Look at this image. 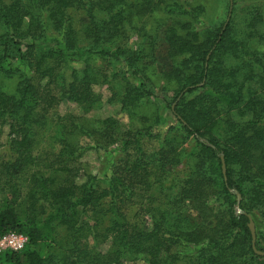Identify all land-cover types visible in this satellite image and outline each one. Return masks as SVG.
I'll return each instance as SVG.
<instances>
[{"label":"trees","instance_id":"trees-1","mask_svg":"<svg viewBox=\"0 0 264 264\" xmlns=\"http://www.w3.org/2000/svg\"><path fill=\"white\" fill-rule=\"evenodd\" d=\"M226 1V19L200 32L190 18L203 8L177 1L0 0V74L15 81L12 91L0 84L11 152L0 161V236L28 237L0 264H264L249 228L251 217L264 251V50L254 45L264 44L256 29L264 18L253 7L243 28L237 1ZM159 8L175 15L162 40L173 60L164 109L137 127L107 117L102 140L82 144V119L105 102L134 117L153 96L144 64L157 34L143 19ZM132 30L142 37L136 47ZM75 62L82 69L68 73ZM96 85L108 86L106 101ZM64 103L80 114H62ZM167 110L174 122L162 131ZM96 142L122 152L102 187L81 174ZM188 203L196 219L184 213Z\"/></svg>","mask_w":264,"mask_h":264},{"label":"rangeland","instance_id":"rangeland-1","mask_svg":"<svg viewBox=\"0 0 264 264\" xmlns=\"http://www.w3.org/2000/svg\"><path fill=\"white\" fill-rule=\"evenodd\" d=\"M168 4H173L174 1H177L180 7L183 9H194L195 7L201 6L203 11L199 14V18L194 19L190 18L193 22L195 29L202 32L207 27H210L215 24H220L226 19V10H227V1L226 0H167ZM237 1V9H236V22L245 28L246 19L249 16L252 8H257L263 15L264 18V0H236ZM197 11V10H196ZM75 23L78 27L82 25L85 21V17L82 12L75 11L73 13ZM175 15L167 14L163 8H159L152 16L143 19V23L148 26V33L157 34L154 40V48L155 52L150 54L146 58V67H148L147 75L150 78V87L153 90V96L144 101L139 107H137L134 111L136 112L134 117H129L128 114L123 112L120 109L119 104H110L104 103L99 109L92 111L87 115V119H82V124L89 129V134L80 136L79 141L84 145H95V141L100 140L101 135L96 132L99 129V122L104 120L107 117H114L117 119L122 125H130V127L140 126V117L142 115L151 116L156 113H161L164 109L167 99L172 94L173 85L167 84L165 75L169 73L173 60L169 57L170 51L167 50L163 40L164 32L167 27L174 23ZM186 18V17H182ZM228 19V18H227ZM136 25L140 26L141 22L138 20L134 21ZM258 32L264 31V22L262 24H258L256 27ZM3 31L2 26L0 25V33ZM142 37L138 34L137 30H132L131 34V44L133 46H137L141 43ZM254 45L258 48V50H264V44L259 43L257 39L254 40ZM146 51L149 52V47L146 48ZM101 61H98L97 64H101ZM79 68L80 70L83 67V64L79 62H75L72 66L68 67V73H71L72 69ZM0 84L3 85L6 90L12 91L15 85L14 80H10L5 78L0 74ZM96 92H99L103 95L104 101L110 95V91L107 85H96ZM60 111L62 114L66 113H74L80 114L79 109L75 104L72 103H64L60 106ZM163 118L165 119V124L162 127V131H165L170 123L174 122V117L172 116L169 110L163 113ZM98 133L99 135H97ZM8 139V127L0 124V161L7 160L10 158L11 152L7 146ZM102 140V139H101ZM100 140V141H101ZM97 144V142H96ZM193 144V143H192ZM92 148V146L86 150L84 155L81 158L82 166H81V174L82 176L89 173L97 178V185L99 186H107L112 176V168L114 163H116L121 157L122 152H119L115 145H108ZM149 147V146H148ZM177 172L179 175L182 174L184 169V165L178 166ZM81 176V177H82ZM83 178V177H82ZM4 193L0 189V199L3 197ZM184 213L188 214L189 217L196 219L197 213L193 209L192 204L188 203L183 208ZM257 219L260 224H258V230L263 229V224L261 218L257 215ZM108 245L102 247L105 250ZM131 264H144L143 261L132 262Z\"/></svg>","mask_w":264,"mask_h":264},{"label":"built area","instance_id":"built-area-1","mask_svg":"<svg viewBox=\"0 0 264 264\" xmlns=\"http://www.w3.org/2000/svg\"><path fill=\"white\" fill-rule=\"evenodd\" d=\"M28 243V237L20 232H7L0 236V254L3 252H20Z\"/></svg>","mask_w":264,"mask_h":264},{"label":"water","instance_id":"water-1","mask_svg":"<svg viewBox=\"0 0 264 264\" xmlns=\"http://www.w3.org/2000/svg\"><path fill=\"white\" fill-rule=\"evenodd\" d=\"M222 169H223L224 175L226 176V163L223 157H222ZM237 197H238V204H239L241 201V195L237 193ZM249 228H250L251 235H252V246H253L254 251L256 252V254L264 256V251L259 250L256 247V228H255V223L251 217H250V222H249Z\"/></svg>","mask_w":264,"mask_h":264}]
</instances>
